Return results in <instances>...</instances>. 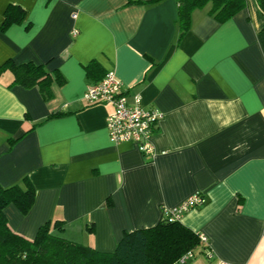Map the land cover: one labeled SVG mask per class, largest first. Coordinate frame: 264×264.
I'll use <instances>...</instances> for the list:
<instances>
[{"label":"crops","instance_id":"obj_1","mask_svg":"<svg viewBox=\"0 0 264 264\" xmlns=\"http://www.w3.org/2000/svg\"><path fill=\"white\" fill-rule=\"evenodd\" d=\"M20 22L0 28V65L32 61L52 96L0 72V185L34 186L30 210L4 212L29 239L40 225L112 252L125 231L159 222L196 191L203 205L180 222L206 242L184 264H264V13L255 0L224 22L191 13L179 39L176 0H0ZM75 14V15H73ZM77 30L72 35V30ZM114 71L162 117L152 158L109 139L110 103L88 104V86ZM177 264V263H173Z\"/></svg>","mask_w":264,"mask_h":264},{"label":"trees","instance_id":"obj_2","mask_svg":"<svg viewBox=\"0 0 264 264\" xmlns=\"http://www.w3.org/2000/svg\"><path fill=\"white\" fill-rule=\"evenodd\" d=\"M178 38L190 28L191 13L210 5L208 13L224 22L246 6V0H176ZM264 13V0H255ZM24 10L9 4L4 11L1 30L20 22ZM7 66L13 73V82L25 87L37 86L44 99L52 96L51 76L42 64L32 61L14 64L6 60L0 72ZM35 198L31 181L24 177L21 184L0 185V264H173L187 251L199 244L198 233L180 222L161 215L158 223L147 228L125 231L112 252H100L53 232L62 229V222L47 221L39 226L34 238H26L14 232L7 221L4 208L14 204L22 213L30 210Z\"/></svg>","mask_w":264,"mask_h":264},{"label":"built area","instance_id":"obj_3","mask_svg":"<svg viewBox=\"0 0 264 264\" xmlns=\"http://www.w3.org/2000/svg\"><path fill=\"white\" fill-rule=\"evenodd\" d=\"M76 33L77 30L73 29L72 35ZM82 98L88 104L110 103L112 105V111L106 118V128L111 141L131 142L144 154L152 158L156 155L152 134L162 117V112L145 108L141 104L139 94L130 96L114 71H107L99 81L88 86ZM204 197L201 191L193 192L175 206L163 208L162 214L169 216L171 220L180 219L188 210L203 205ZM198 236L201 242L207 241L205 235L198 234ZM193 256V251H187L179 258L177 264H184Z\"/></svg>","mask_w":264,"mask_h":264}]
</instances>
